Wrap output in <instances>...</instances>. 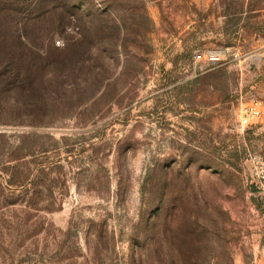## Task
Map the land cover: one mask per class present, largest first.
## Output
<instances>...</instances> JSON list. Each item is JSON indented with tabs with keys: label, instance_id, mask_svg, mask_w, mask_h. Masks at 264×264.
<instances>
[{
	"label": "rangeland",
	"instance_id": "rangeland-1",
	"mask_svg": "<svg viewBox=\"0 0 264 264\" xmlns=\"http://www.w3.org/2000/svg\"><path fill=\"white\" fill-rule=\"evenodd\" d=\"M107 2L65 68L0 0V264H264V0Z\"/></svg>",
	"mask_w": 264,
	"mask_h": 264
},
{
	"label": "trees",
	"instance_id": "trees-1",
	"mask_svg": "<svg viewBox=\"0 0 264 264\" xmlns=\"http://www.w3.org/2000/svg\"><path fill=\"white\" fill-rule=\"evenodd\" d=\"M8 2V7L11 8L10 19L12 22V28L14 34L17 36V40L21 42L20 44L17 41V44L23 46L24 44L22 43V40H25V43H27L29 48H36L37 41H29V37L24 33V27L23 25H21L20 21L21 19L23 20V22H26L36 18L38 22L44 23V25H46L48 22L50 23V27L46 29L49 35L43 38H36L38 40V44H48L50 53L52 52L54 59L56 58V60L53 61H56L58 65L61 64L65 68H72L73 66L76 67L78 62L80 63V61H82L81 58L77 60V62L71 60L72 53L74 51V45L67 44L62 49H59L54 46V43L52 44V41L56 37H60L65 34L70 26V22L73 16L71 0H8ZM76 2H78L77 8L79 9V11L83 10L86 7V3L92 5L97 4L99 6L104 4V6L106 7L103 8L101 6L99 9H97V13L105 15L107 20L111 21L105 22L107 23L106 27L102 29L117 33L125 31V27L122 23L123 19L120 18V20H116V16L119 11L115 10V8L113 7L115 5H113L112 3H108L107 0H76ZM20 6L21 9L19 8ZM84 31L86 32V35H84L83 40L79 45H85V41H87V34L90 35L89 31H91V28L84 27ZM89 52H91V50H89Z\"/></svg>",
	"mask_w": 264,
	"mask_h": 264
},
{
	"label": "built area",
	"instance_id": "built-area-1",
	"mask_svg": "<svg viewBox=\"0 0 264 264\" xmlns=\"http://www.w3.org/2000/svg\"><path fill=\"white\" fill-rule=\"evenodd\" d=\"M199 61H205L210 65L217 64L222 61L221 54L209 51L204 55L197 57ZM264 115V107L260 102H253L244 106L240 111V122L242 126H249L252 120H259Z\"/></svg>",
	"mask_w": 264,
	"mask_h": 264
}]
</instances>
